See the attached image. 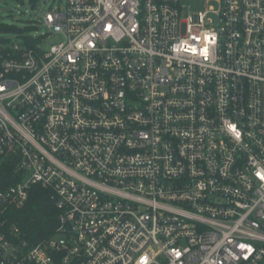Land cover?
Instances as JSON below:
<instances>
[{
	"label": "built area",
	"instance_id": "1",
	"mask_svg": "<svg viewBox=\"0 0 264 264\" xmlns=\"http://www.w3.org/2000/svg\"><path fill=\"white\" fill-rule=\"evenodd\" d=\"M184 1L66 0L62 41L0 45V264H264V0ZM33 186L36 245L4 219Z\"/></svg>",
	"mask_w": 264,
	"mask_h": 264
},
{
	"label": "trees",
	"instance_id": "2",
	"mask_svg": "<svg viewBox=\"0 0 264 264\" xmlns=\"http://www.w3.org/2000/svg\"><path fill=\"white\" fill-rule=\"evenodd\" d=\"M2 26H7L4 21ZM8 26L0 29L1 34H13L21 38L18 41L25 47L33 48L36 46L38 39L25 34L26 29L29 30L33 26H26L24 29L18 28L14 23H7ZM8 37L0 36V45H9ZM21 180L20 174L15 171L13 163L9 160L0 163V191L4 190ZM28 200L21 208L9 209L4 219L10 224L20 228L24 240L30 245H36L41 241L51 237L58 226L59 212L55 208L54 196L48 189H42L39 186H33L28 193Z\"/></svg>",
	"mask_w": 264,
	"mask_h": 264
},
{
	"label": "rangeland",
	"instance_id": "3",
	"mask_svg": "<svg viewBox=\"0 0 264 264\" xmlns=\"http://www.w3.org/2000/svg\"><path fill=\"white\" fill-rule=\"evenodd\" d=\"M66 0H0V21L4 24L14 23L18 28L24 29L26 26H33L29 30L26 29L25 34L32 37H40L41 35H51L50 38L43 40V47L49 49L51 46L62 41L60 34H52L45 25L40 24L43 15L48 11H63ZM183 11L180 20L184 22L189 16L197 12H207L209 10L217 11L218 5L214 1L207 0H186L182 3ZM212 16V15H210ZM213 17V16H212ZM3 22H0V25ZM7 26H0L1 30ZM8 37L13 42L21 41L16 35L1 34ZM63 235H55L54 239L60 240Z\"/></svg>",
	"mask_w": 264,
	"mask_h": 264
},
{
	"label": "snow or ice",
	"instance_id": "4",
	"mask_svg": "<svg viewBox=\"0 0 264 264\" xmlns=\"http://www.w3.org/2000/svg\"><path fill=\"white\" fill-rule=\"evenodd\" d=\"M232 128L233 131H235V127L234 126H230ZM237 135H239V133H237Z\"/></svg>",
	"mask_w": 264,
	"mask_h": 264
}]
</instances>
